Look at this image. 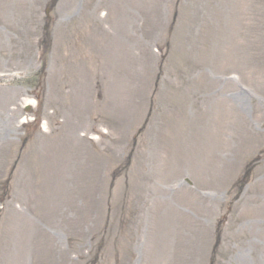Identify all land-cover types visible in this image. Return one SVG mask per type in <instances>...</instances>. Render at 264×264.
<instances>
[{"label":"rangeland","instance_id":"obj_1","mask_svg":"<svg viewBox=\"0 0 264 264\" xmlns=\"http://www.w3.org/2000/svg\"><path fill=\"white\" fill-rule=\"evenodd\" d=\"M52 1L0 0V264H264V0Z\"/></svg>","mask_w":264,"mask_h":264}]
</instances>
